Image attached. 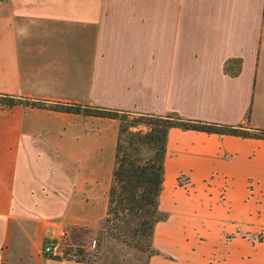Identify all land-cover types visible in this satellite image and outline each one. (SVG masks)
I'll return each instance as SVG.
<instances>
[{
    "label": "crops",
    "instance_id": "0c3cea01",
    "mask_svg": "<svg viewBox=\"0 0 264 264\" xmlns=\"http://www.w3.org/2000/svg\"><path fill=\"white\" fill-rule=\"evenodd\" d=\"M0 93L264 128V0H0ZM117 129L0 106V264H92L41 247L99 227ZM163 167L147 264H264V138L171 126Z\"/></svg>",
    "mask_w": 264,
    "mask_h": 264
},
{
    "label": "trees",
    "instance_id": "16d2710c",
    "mask_svg": "<svg viewBox=\"0 0 264 264\" xmlns=\"http://www.w3.org/2000/svg\"><path fill=\"white\" fill-rule=\"evenodd\" d=\"M238 68L237 62L235 68L229 69L235 74ZM15 104L117 119L114 166L107 191V209L97 234L99 237L106 231L112 238L147 250L149 253L158 252L152 247L153 229L157 221L166 217V213L159 209V196L164 177L163 159L169 127L179 126L207 132L264 138V128L245 124L233 125L183 117L176 113H146L0 93V106L11 107ZM140 124H143L145 129L138 128ZM77 250L82 251L80 248Z\"/></svg>",
    "mask_w": 264,
    "mask_h": 264
},
{
    "label": "rangeland",
    "instance_id": "374dc122",
    "mask_svg": "<svg viewBox=\"0 0 264 264\" xmlns=\"http://www.w3.org/2000/svg\"><path fill=\"white\" fill-rule=\"evenodd\" d=\"M137 127L145 129L143 124ZM99 227L88 236L82 235L83 230L75 232V237L68 235L70 243L82 249V251H78L80 253L77 258L92 264H147V256L149 255L147 250L116 240L109 236L106 231L98 237ZM93 241L95 242L93 243Z\"/></svg>",
    "mask_w": 264,
    "mask_h": 264
},
{
    "label": "built area",
    "instance_id": "2783aa9c",
    "mask_svg": "<svg viewBox=\"0 0 264 264\" xmlns=\"http://www.w3.org/2000/svg\"><path fill=\"white\" fill-rule=\"evenodd\" d=\"M179 181L186 183L187 179L180 175ZM41 252L45 256L57 259L77 258L79 254L77 247L70 243L65 229H60L56 235L46 236L42 243Z\"/></svg>",
    "mask_w": 264,
    "mask_h": 264
}]
</instances>
